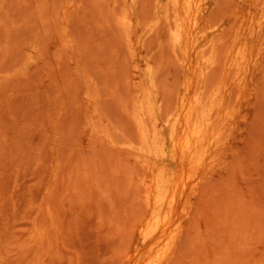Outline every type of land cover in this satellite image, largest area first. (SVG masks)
Listing matches in <instances>:
<instances>
[{
  "label": "rangeland",
  "instance_id": "374dc122",
  "mask_svg": "<svg viewBox=\"0 0 264 264\" xmlns=\"http://www.w3.org/2000/svg\"><path fill=\"white\" fill-rule=\"evenodd\" d=\"M165 1L0 0V264H144L162 170L194 174L165 264H264V31L238 103L229 69L236 118L215 163L173 156L166 127L200 86L206 41L224 37L211 91L240 15L255 4L196 0L183 54ZM145 97L160 145L151 164L129 145L140 142L135 101ZM175 135L183 145L182 126Z\"/></svg>",
  "mask_w": 264,
  "mask_h": 264
},
{
  "label": "bare ground",
  "instance_id": "6f19581e",
  "mask_svg": "<svg viewBox=\"0 0 264 264\" xmlns=\"http://www.w3.org/2000/svg\"><path fill=\"white\" fill-rule=\"evenodd\" d=\"M250 5L246 13H242L231 37V46L224 55L225 71L221 81L213 90H209V70L219 61V45L222 36L212 37L205 43L207 53L202 50L199 54V82L200 86L192 91L187 101H179L176 110L168 113L166 127L170 138L173 139V156L179 153L189 155L193 166L213 164L224 151L232 137L233 120L236 118L237 103L242 99L241 92L248 79L250 63L255 60L264 31V0H247ZM198 2L196 0H166L159 3V9L165 11V19L172 25L170 28L171 44L183 54H188L193 38L187 30L197 25ZM126 23L127 16L121 18ZM189 25V28H185ZM251 40V41H250ZM229 69L234 74L231 83L237 86V103L231 104L225 99ZM134 118L139 128L140 142H130L137 156L144 164H151V160L159 153L158 130L147 123L146 104L149 99L135 101ZM149 106V105H148ZM182 126L184 144L176 138V130ZM193 173L180 175L174 173L169 178L162 170L158 176L160 191L153 204L156 216L149 220L145 236H151L155 243L147 252L144 264H165L175 253L180 237V219L187 213V197L181 192L186 188ZM148 191V198H151ZM140 257L145 254L140 253Z\"/></svg>",
  "mask_w": 264,
  "mask_h": 264
}]
</instances>
